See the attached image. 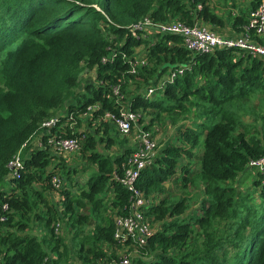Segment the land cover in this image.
<instances>
[{"label":"trees","instance_id":"trees-1","mask_svg":"<svg viewBox=\"0 0 264 264\" xmlns=\"http://www.w3.org/2000/svg\"><path fill=\"white\" fill-rule=\"evenodd\" d=\"M262 1L229 13L232 27L244 31ZM214 11L208 0H0V264L119 261L114 216L126 211L129 192L114 177L134 148L116 141L120 134L103 116L121 108L139 114V127L149 131L191 119L137 179L153 201L144 215L158 226L131 264H264V176L248 167L264 154V112L259 126L244 122L251 99L264 105V60L233 48L191 53L179 36L132 30L145 18L223 27ZM141 58L146 64L130 73ZM85 69L93 78L81 84ZM177 69L182 74L146 97L148 86ZM84 114L90 132L81 149L93 168L81 184L73 181L77 170L60 166V177L51 167L58 157L27 143L44 120L63 115L60 125L80 123ZM62 130L80 136L68 125L53 132ZM19 152L20 178H8L6 166ZM249 171L257 174V201L256 192L236 186ZM53 176L65 181L56 200L49 196ZM168 182L181 191L197 188L198 207L189 213L185 196L171 199Z\"/></svg>","mask_w":264,"mask_h":264},{"label":"built area","instance_id":"built-area-1","mask_svg":"<svg viewBox=\"0 0 264 264\" xmlns=\"http://www.w3.org/2000/svg\"><path fill=\"white\" fill-rule=\"evenodd\" d=\"M132 30L145 31L146 34L159 35H175L182 39V45L191 53L208 54L219 49H238L253 57L264 58V47L257 44L251 39V36L256 38L264 37V0L249 13L248 24L244 27V33L238 38H228L218 35L205 25L194 24L193 26L186 25L179 20H172L164 23H154L148 18L134 25ZM106 58L102 59L105 62ZM146 64L144 58L136 60L132 64L131 72L135 73L137 67ZM181 69L171 70L166 80H159L156 84L148 86L146 97L149 98L164 89L166 81L172 82L175 75L182 74ZM113 94L118 99L121 94L118 87L113 88ZM95 107H89L91 111ZM55 116L44 120L39 127V137L36 139V146L47 148L49 152L55 155L72 154L81 149L84 141V135L68 137L64 130L53 132L55 129H61L60 118ZM139 114H136L129 109L121 108L118 115H113L106 112L103 116L104 120L114 123L116 130L121 136H128L133 130L138 132L137 144L132 153L123 162L122 175L116 176L115 179L122 187L129 192V205L125 208V212L114 216V240L121 246V250L128 252L119 261L111 259L106 262L104 259L99 260L96 264H131V253H137L139 248L147 244V240L153 234L149 220L144 215V210L152 204V200L145 198L144 195L136 187L137 179L140 172L152 162L156 155L157 142L153 133L139 127ZM71 117L68 118L70 120ZM70 125V123H69ZM71 126V125H70ZM43 136L46 137L45 142L42 141ZM23 159L20 152L14 155L7 164V175L11 179H19L23 170ZM248 167L253 168L258 173L264 176V154L258 159H252L248 162ZM264 184V182H263ZM64 185L63 179L59 176L51 178V186L53 189L59 190ZM3 210H7V206H3ZM3 220V219H2ZM60 230V225H55V232Z\"/></svg>","mask_w":264,"mask_h":264},{"label":"rangeland","instance_id":"rangeland-1","mask_svg":"<svg viewBox=\"0 0 264 264\" xmlns=\"http://www.w3.org/2000/svg\"><path fill=\"white\" fill-rule=\"evenodd\" d=\"M249 0H208L209 6L214 8L215 10H217L218 12L222 11V9H224L223 6L226 7H230L231 5L236 6V7H243L244 5H246V3ZM138 52V56L140 57L143 54L144 48H140L139 50H137ZM93 78V74L91 72V70L85 69L81 75V84H84L86 81H90ZM259 96H256L255 98L251 99V104L250 106L252 107V115H248L244 117V122L248 125H257L259 126V121H260V114H262V112H264V105L261 104V99H259ZM259 100V101H258ZM95 109L88 111V113L94 111ZM88 114H84L82 116L79 117L80 119V123L79 122H72L68 125L69 129L72 131L71 134L75 135H84L86 132H88V126L87 123L85 122V120H87V118H89L87 116ZM149 118H146V122H148ZM189 121L191 122V119H189ZM188 120H182L179 121L177 124H171L170 122H166L164 123V126H160V125H155L152 128V132L154 137L156 138V142H157V150L156 153L161 150L165 144L172 142L173 138L176 135L177 130H179L181 128V126H183L184 124L186 125H190L191 123ZM145 122V124H146ZM98 124L97 122H93V127L91 128L94 129L96 128L95 125ZM67 125H64L63 128ZM64 132H66V130H64ZM90 132V131H89ZM88 132V133H89ZM117 133V132H116ZM39 132H37L36 134H34V136L32 138H30V140L27 143L28 147H34L36 146V142L35 140L39 137ZM100 134H104V136H108V133L103 132V127H101V131ZM137 135L138 132L136 130H133L128 136L127 138H123L122 136H118L116 135L114 138L116 139L117 142H121V144L123 145H129L133 148H135L136 144H137ZM84 142V141H83ZM83 144V143H82ZM82 147V146H81ZM102 149V146L100 147ZM113 150V151H112ZM110 152H115V149H111ZM202 152V149H201ZM58 158L56 159V161L53 163V166H51L52 168H54L55 170H58L59 172L57 174L60 175V177L62 176L61 174V168H59L60 166L65 165L68 168H72L78 171V173H76V175H74L73 181H75L77 179V181H79L81 184H83L82 182L86 179V177L89 175V172L85 171L87 168H93V166L89 163V161L86 158V154L82 151V149H80V151L74 152L72 154H62V155H56ZM182 163L185 164L186 163V159H182ZM257 178V174L256 171H249L247 172L245 175L241 176L239 178V181L241 182V184L237 183V187H238V191L245 194L247 192H256V194L254 193L253 197L256 199L257 201V193L259 191V188H253L252 187V181L255 180ZM63 183H65V181L63 180ZM75 183V182H74ZM37 187L39 186L38 184L36 185ZM75 185H73L74 187ZM166 188H170L169 190L171 191V194H167L168 196L170 195L171 199H178L181 198L182 196L186 197L189 200V203L191 204L189 213H191L194 209H196L198 207V205L196 204L199 200L200 197V193L199 190L197 188H189L186 189L185 191H181L180 189L174 188L171 184V182L166 183L165 185ZM49 196L51 197V200H56L58 197V192H56L55 190H51L49 191ZM163 198V195L161 196V199ZM151 225V224H150ZM157 224L151 225L152 229L155 230L157 228ZM61 228H62V224H61ZM65 229L63 232V236H65V242L68 245H71L70 242V234L65 233ZM38 233L35 230V234ZM66 234V235H65ZM105 250L110 253V250H107V248H105ZM128 252H116V256L118 258H122L125 254H127ZM130 253V260H132V258H135L137 256H139V250L136 253ZM117 264V263H114Z\"/></svg>","mask_w":264,"mask_h":264},{"label":"crops","instance_id":"crops-1","mask_svg":"<svg viewBox=\"0 0 264 264\" xmlns=\"http://www.w3.org/2000/svg\"><path fill=\"white\" fill-rule=\"evenodd\" d=\"M249 2L250 0L246 3V5H244L243 7H236L231 5L230 7H226L223 6L224 9H222V11L218 12L217 10H215V14H217L219 17H221L224 21V25L223 27H211L209 24H204V23H199L201 25H205L206 27H208L209 29H211L212 31L216 32L218 35L222 36V37H228V38H238L240 37L244 32L242 31V29L240 30H235L232 27V21L228 20V15L229 13H231L233 16H237L240 11L244 10L245 8H248L249 6ZM251 39L253 41H255L257 44L261 45L264 47V37L263 38H256L251 36ZM261 58V57H258ZM262 60H264V58H262ZM37 140H35L36 142ZM33 148H40L37 146H34Z\"/></svg>","mask_w":264,"mask_h":264}]
</instances>
